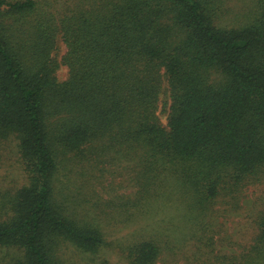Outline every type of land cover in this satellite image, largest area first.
<instances>
[{
    "label": "trees",
    "instance_id": "trees-1",
    "mask_svg": "<svg viewBox=\"0 0 264 264\" xmlns=\"http://www.w3.org/2000/svg\"><path fill=\"white\" fill-rule=\"evenodd\" d=\"M232 1L0 0V149L16 142L25 177L0 200V264H75L65 247L105 245L71 200L73 176L131 163L134 189L108 215L171 204L203 239L264 182V0ZM258 198L252 243L221 264L264 261ZM138 233L125 256L155 264L165 235Z\"/></svg>",
    "mask_w": 264,
    "mask_h": 264
},
{
    "label": "rangeland",
    "instance_id": "rangeland-1",
    "mask_svg": "<svg viewBox=\"0 0 264 264\" xmlns=\"http://www.w3.org/2000/svg\"><path fill=\"white\" fill-rule=\"evenodd\" d=\"M232 4L240 7L242 2L233 0ZM65 51V45L60 42L58 59L62 58ZM57 77L61 81L67 79L66 65H60ZM169 104V97L166 98L163 94L158 113L164 125L167 123ZM130 164L124 162L121 165L111 166L110 170H106L102 174L103 177L97 180H95L97 175L95 170L88 172L85 178L73 176L72 184L69 186L72 191L71 200L81 205L79 207H82L83 218L94 220L100 226L106 242L94 257L75 247H65L63 253L72 263L93 264L107 261L109 264H131L125 256L124 248L139 234L138 232L147 234L154 231L165 235L167 244L155 264H221L222 260L219 257L237 255L252 243L255 227L249 212L254 200H260L258 195L264 192V182L245 190L240 209L226 217L211 219V223H214L213 226L211 225V232L204 233V238H213L208 246L201 231L192 236L189 234L183 219L184 212L171 204L170 207L161 209V203L154 201L144 208V211L129 214L130 217L126 212L120 214L111 211L112 213L108 215V202L113 199L114 194L127 195L134 189L128 182L132 175ZM23 184L25 177L20 169L16 142L9 140L0 149V200L3 193L14 191ZM59 186L66 187L62 183ZM193 232L198 231L193 230ZM259 264H264V261Z\"/></svg>",
    "mask_w": 264,
    "mask_h": 264
}]
</instances>
